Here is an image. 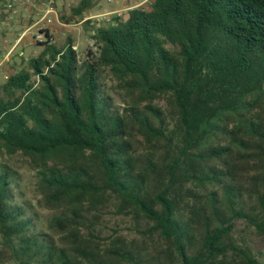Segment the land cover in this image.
Masks as SVG:
<instances>
[{"label":"trees","instance_id":"1","mask_svg":"<svg viewBox=\"0 0 264 264\" xmlns=\"http://www.w3.org/2000/svg\"><path fill=\"white\" fill-rule=\"evenodd\" d=\"M85 27L82 54L45 31L0 86V258L260 264L233 233L244 222L264 239V0H153ZM17 154L35 163L41 202L66 213L46 228L1 160ZM112 201L151 244L97 241L87 209Z\"/></svg>","mask_w":264,"mask_h":264},{"label":"rangeland","instance_id":"2","mask_svg":"<svg viewBox=\"0 0 264 264\" xmlns=\"http://www.w3.org/2000/svg\"><path fill=\"white\" fill-rule=\"evenodd\" d=\"M79 1L80 0H65L60 3L58 6L57 21L53 20L52 23L46 25L45 29L48 31L49 35L54 40V44L58 48H63L68 43H70L73 50H76L79 54H82L83 51H85L86 48L91 45V41L89 39L91 29L85 27L83 18L85 16L97 15L99 13L106 12L109 10V7L107 6L108 4H106L105 0H89V9L82 13L79 20L71 21L69 23L62 21L61 16H63L65 19H70V8L76 6ZM132 2L134 1L116 0L115 7L120 9L123 5H130ZM28 20L21 18V24L18 22V24H14V27L17 28V30L13 29L12 27L11 30H6L3 32L2 29H4L5 26L2 24V19L0 17V41L2 39L7 40V44H3L1 49L2 57L7 54L11 47L10 45H12L18 35L24 31L28 25H30L32 22L31 20L33 19L29 21ZM89 21L98 23L95 20ZM104 21L105 20H100V22ZM35 35V29L27 32L18 49L11 53L8 60L2 64L0 67V86L6 81L4 76L9 77L15 72H18L20 69L25 68L27 62L42 51V47H39L35 40ZM18 50L22 51V56H18ZM107 85H110V83L108 82ZM112 97L116 105H121V99L118 94H113ZM1 160L12 166L20 174L22 190L25 193V197L29 199L36 207L39 213V225L41 227L46 228L51 223V220L56 218L57 215L66 214L61 208H59L58 212V208L55 209L50 206L51 203L48 204L44 203L43 201V204L41 202V199H43V194L36 176L37 169L33 160L22 154H17L14 156L6 155L1 157ZM85 217L86 221L84 223L90 229L92 234L98 236L97 241L101 244H106L118 237H123L128 242L142 241L148 244L153 242L141 234L144 230V227H146L144 222L139 221L138 223V221H136L133 216L125 215L117 211L115 201H112L110 204L104 207L98 205L93 209L88 208ZM86 231V229L83 230L84 233H87ZM233 237L237 246L247 249L250 251L252 256L260 262V264H264V239L258 237L254 230L248 226V224L244 222L236 223ZM3 258L4 255H2V259L0 258V264H14L8 260L4 261ZM226 264H240V261L235 257L232 260H229V262Z\"/></svg>","mask_w":264,"mask_h":264},{"label":"built area","instance_id":"3","mask_svg":"<svg viewBox=\"0 0 264 264\" xmlns=\"http://www.w3.org/2000/svg\"><path fill=\"white\" fill-rule=\"evenodd\" d=\"M65 0H0V17L2 24L11 30L13 25L17 22L21 24L20 19H33L30 25H28L24 31H22L18 37L14 40V43L10 45V49L7 54L2 57L1 49L3 44H7L6 39L0 41V67L8 60L9 55L18 49L25 34L32 29H35V40L37 43H43L46 41L45 29L46 25L52 23L53 20L58 19V6ZM109 10L97 15H89L83 18V22L89 20L109 21L110 18L115 16H122L129 10L135 8L147 9L153 0H133L132 4H125L120 9L115 7L116 0H105ZM28 20V21H29ZM17 23V24H18ZM21 27V26H20ZM23 27V26H22ZM49 43L54 44V40L50 38ZM22 51L18 50V56H22ZM7 80L8 76H4Z\"/></svg>","mask_w":264,"mask_h":264},{"label":"crops","instance_id":"4","mask_svg":"<svg viewBox=\"0 0 264 264\" xmlns=\"http://www.w3.org/2000/svg\"><path fill=\"white\" fill-rule=\"evenodd\" d=\"M13 29L17 30V28H15V27H14V25H13ZM2 30H3V32H4V31H6V30H7V28L5 27V28H4V29H2Z\"/></svg>","mask_w":264,"mask_h":264}]
</instances>
